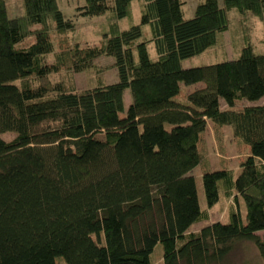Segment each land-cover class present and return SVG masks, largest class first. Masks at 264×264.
<instances>
[{"label":"trees","instance_id":"trees-1","mask_svg":"<svg viewBox=\"0 0 264 264\" xmlns=\"http://www.w3.org/2000/svg\"><path fill=\"white\" fill-rule=\"evenodd\" d=\"M78 8L108 12L100 43L73 41L59 0H0V264H224L240 241L264 259V50L243 21L238 56L182 65L218 43L230 9L264 18V0H198L191 16L183 0H140L124 28L132 0ZM209 121L249 145L238 167H211ZM198 165L207 204L230 200V220L188 230L207 214Z\"/></svg>","mask_w":264,"mask_h":264},{"label":"rangeland","instance_id":"rangeland-1","mask_svg":"<svg viewBox=\"0 0 264 264\" xmlns=\"http://www.w3.org/2000/svg\"><path fill=\"white\" fill-rule=\"evenodd\" d=\"M198 0H183V9L185 16H191L194 13V8ZM84 0H59V4L64 14L67 17H71L75 23V28L72 30L73 41H79L81 44H94L100 43L102 39L101 32L107 28L109 15L107 13H101L96 15H83L79 12L78 6L83 4ZM18 3V0H13V8ZM230 17L229 27L219 34V40L217 44L209 46L206 50L196 55L190 56L182 60L184 67L197 65L201 63L214 62L222 60L224 58H231L238 56L240 53V46L243 41V29L242 23L245 21L248 25L250 32V39L255 47V50L262 51L264 46L262 43V37L264 35V18L248 17L247 19L240 18V11L230 9L228 11ZM118 24L121 28L127 27L131 23L140 22V0H132V9L130 15H125L118 18ZM143 33L139 37L149 38L151 35L150 23L145 22L142 24ZM152 55H154V48L150 46ZM114 61V57L111 55H101L95 58V62L98 65H105V79L107 82H112L118 79V73L115 67L111 65ZM87 71H79L76 73V82L79 87L87 85ZM202 84L201 81L190 85V89ZM262 97L259 102H262ZM131 102V92L129 88L124 90V110L122 115L126 113V110ZM247 100L239 101V104L247 103ZM200 146H204L208 159L210 160L211 167H217L222 165H230L232 167H238L239 161L247 153L249 145L235 135H233L230 125L223 124L216 126L209 121L207 129L202 134ZM195 174L197 192L201 207L206 209L207 214L200 220L194 221L190 224L188 230H196L213 220L229 221V204L230 200L221 199L218 202L208 205L204 188L202 183V172L200 165L196 166L192 170ZM242 202L243 200L240 199ZM235 208L239 210L236 202L233 203ZM241 205V204H240ZM243 209L242 217L244 219L245 210ZM256 246V245H255ZM250 241H240L235 244L232 252L228 257L232 258L227 260L224 264H264V259L259 257L257 252V246ZM154 256V255H153Z\"/></svg>","mask_w":264,"mask_h":264}]
</instances>
